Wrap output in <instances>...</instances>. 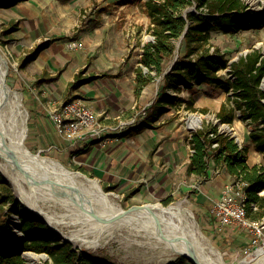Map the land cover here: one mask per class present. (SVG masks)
Here are the masks:
<instances>
[{"label": "rangeland", "instance_id": "obj_1", "mask_svg": "<svg viewBox=\"0 0 264 264\" xmlns=\"http://www.w3.org/2000/svg\"><path fill=\"white\" fill-rule=\"evenodd\" d=\"M243 1L250 8L256 10L264 9V1L262 0L259 1L260 6L258 8L247 0ZM145 2L146 0H20L15 6L0 7V48L9 64L7 82L13 89L23 95L22 101L29 113L27 121L28 135L25 139V143L31 151L49 156L60 161L68 168L81 171L87 176L95 178L90 173L84 171V169L78 165L79 163H76L75 157H72V155H65L62 146L60 147L50 143L47 144L46 142L41 148L38 146V143L35 142L32 131V106L35 104V101L37 106H39L38 103H40L43 114L45 115L46 110L44 109V105L47 107L50 102L57 103L60 101V103H62L75 98V96L68 93L63 96V99L57 100L56 98H47L41 95V91H32L31 86H34L36 81L34 80L35 82L33 83V80H30L28 75L24 72L25 66H22V64L36 46L45 42L48 43L46 46L48 47L53 42L63 44L69 42L70 44L73 43L71 42L72 40L78 39L80 41L84 28L93 21L97 23L104 20L111 22L116 30V43L120 38H125L129 44L133 42L145 43L152 41L153 36L150 31V17ZM185 10L197 9L196 6L192 5ZM14 23H16V27L18 28L12 32H7L8 29H13V27H15L13 26ZM176 43L177 47L180 48L181 40H177ZM211 43L218 46L222 52L226 53L229 63L239 60L242 55H246V53L253 48L260 49L264 57V27L250 28L246 22L245 28L237 32L223 33L221 31H212ZM124 45L127 46L125 43ZM69 46L72 47L71 44ZM116 52L118 55L117 50ZM127 54L128 52L123 50L121 52L122 58L126 59L128 57ZM130 54H132V52ZM169 65L170 63L168 62L166 68L169 69ZM228 69H230V67L221 69L219 73L231 78ZM162 80L163 76L156 77L152 81L153 88L156 90H158V88L160 89ZM262 87L264 88V82L262 83ZM173 92L174 91L170 89V93ZM79 95L80 94L77 96ZM180 96L183 100L181 102V107L170 109L171 111H165L163 109L161 117V121L167 122V124L171 123V125H174V130L178 131L176 139L164 141V146L161 149L160 155L162 156L159 159L162 161V164L168 162V164L171 163L173 166V169L167 171L169 174L167 175L165 188L161 191L154 192V187L149 186L144 196L133 197L135 192H128L124 187L117 186V188L114 187L107 190L103 187L102 182L99 180L98 182L103 190L110 193L111 196L125 208L149 203L169 205L182 201L184 208L192 212L201 231L207 235L211 244L220 251L223 260L228 264H236L239 259L245 257L259 247L263 240L257 243L250 240L249 244L240 245L231 241V243H229L231 245L228 244L231 247H225L224 244H226V242L224 241V244L220 242V237H218L219 232L216 233L214 230L210 232L207 223L214 225L216 222L212 213L213 203L222 195L225 185L231 183L235 184L241 180L235 176L229 175L220 164L214 162L213 158L209 161L208 178L202 180V177L188 175L186 171L187 164L189 163L188 160L192 152L186 145L188 144L190 149H192L188 143V139L196 130L206 125H217L220 132L234 137L241 146L246 145L249 148L247 161L250 165H261L264 164V155L256 150L250 137L251 131L258 126V124L250 120H243L239 109H236L235 118L232 123H221L219 121L216 113L220 105L228 101V96H233L232 91L227 92L213 85L202 84L196 85L193 89H183L180 92ZM190 98L194 99V107L196 110L185 108L187 105L186 101ZM152 103L153 101L148 105L143 104L134 106L131 109L133 114L130 117L117 115L115 119L112 118L113 123H111V125L118 126L120 125V120L127 121L136 115L141 116V111H143L144 108L146 109L144 117H149L153 112L149 111V107ZM203 107L208 108V110H202ZM124 111H120L119 113L116 112L115 115L122 114ZM192 124L195 125L191 126ZM127 127L129 126H120V128ZM78 143H71V145L75 146ZM176 163L178 165L177 167ZM215 168H220L221 172L217 173ZM3 178L5 177L3 176ZM243 188L245 189V185ZM260 194L264 196V189L260 190ZM34 195L35 193L32 194V196ZM15 196L17 202L21 205L20 211L26 208V203L18 199L16 193ZM43 196L45 195L40 193V197H38L37 194V199H35L40 201V206L55 215L61 213L59 209L60 205L47 202ZM254 212L255 210L251 209V214H254ZM30 216L36 217L35 214ZM15 221H20L19 214L11 213L9 216L11 235L8 239L0 240V248L2 244L3 246H15L13 244L19 242L17 238H21L22 234L21 231H19V224H16ZM48 226L52 234H56L60 238L64 237L60 233L54 231L49 224ZM61 229L65 233H69L72 230V228L67 225H63ZM142 234L143 233L138 234L135 231H129V229H121L97 247L78 246L73 244L81 250L95 253L116 264H167L175 261H178L180 264H194L185 256L177 254H173V259L170 260V262L165 261V254L163 253L165 251L162 247H160V245L155 246V244H153L154 242L152 240L150 241L148 235ZM47 258V256L40 257L35 261L26 259L32 264H37L39 262H45Z\"/></svg>", "mask_w": 264, "mask_h": 264}, {"label": "trees", "instance_id": "obj_2", "mask_svg": "<svg viewBox=\"0 0 264 264\" xmlns=\"http://www.w3.org/2000/svg\"><path fill=\"white\" fill-rule=\"evenodd\" d=\"M20 0H0V7L15 6ZM150 16V31L153 40L145 42L141 64L137 68L136 92L163 76L160 92L153 104L149 117L137 123L134 131L140 132L152 128L159 117V108L166 106L181 107L183 89H193L196 85H213L227 92L232 91L228 101L220 105L216 113L221 123H232L235 111L239 109L243 120L257 123L250 133L251 141L257 151L264 155V57L260 49L253 48L239 60L229 63L225 52L211 43L212 31L223 33L237 32L245 28L264 27V9L250 8L243 0H146ZM197 10H185L189 6ZM12 32L17 29L13 24ZM181 40L180 48L177 40ZM47 42L36 46L25 58L22 66L28 65L43 51ZM177 51V53H176ZM170 63L169 69L166 68ZM228 69L231 78L220 74L221 69ZM86 68L81 69L69 83L71 89H77L91 82L95 76L84 75ZM48 74L44 71L41 76ZM57 76L50 77L55 80ZM170 89L174 92L170 93ZM186 109L196 110L194 99L186 101ZM207 111L208 108L203 107ZM193 152L187 164V174L208 178L210 159L229 175L245 182L248 214L253 218L264 215V164L250 165L247 161L249 148L241 146L234 137L220 132L217 125H206L196 130L188 139ZM217 143L213 147L212 144ZM107 190L116 186L107 187ZM133 192H136L135 190ZM259 208L251 214L252 204ZM21 205L16 200L13 188L4 181L0 172V240L11 235L9 216L20 215ZM21 238H17L24 251L46 254L47 260L37 264H116L102 256L77 248L72 242L52 234L48 224L36 216H20ZM14 247L1 245L0 264H32ZM167 264H180L178 261Z\"/></svg>", "mask_w": 264, "mask_h": 264}, {"label": "crops", "instance_id": "obj_3", "mask_svg": "<svg viewBox=\"0 0 264 264\" xmlns=\"http://www.w3.org/2000/svg\"><path fill=\"white\" fill-rule=\"evenodd\" d=\"M114 27L107 20L98 23L93 21L84 28L80 41H71L77 46L73 47V43H70V47L69 42L51 43L24 68L30 80L33 83L36 81L31 86L32 91H41V95L57 100L63 99L68 93L75 97L80 96L91 104L97 119L104 125H111L117 115L130 117L134 106L148 105L153 101L149 107L151 111L160 89H154L150 82L140 92L135 90L137 68L142 65L144 43L129 44L125 38H120L116 43ZM123 50L128 52L126 59L121 56ZM83 68H86L84 75H93L95 79L77 89H71L69 83ZM44 71L48 74L41 76ZM54 76H57L55 80L49 79ZM78 94L80 95L77 96ZM57 103L60 104V101ZM57 103L50 102L47 107L44 105L45 115L40 103V107L36 101L32 106V131L38 146L42 148L46 142L62 146L65 155L75 157L76 163L103 185L124 187L128 192L135 190L133 197L144 196L149 186L154 187V192L165 188L169 174L167 171L173 169V166L168 162L162 164L159 159L162 156L161 149L164 141L176 139L178 131L174 130L171 123L161 121V117L163 109L168 111L172 107L159 108V118L153 122L152 128H145L140 132L134 131V125L109 129L101 139L80 140L73 146L56 129L47 112L49 106ZM120 111L124 112L115 115ZM186 146L190 150L189 145ZM207 227L210 232H219L218 237L221 243L226 242L225 247L230 248L231 241L240 245L249 244L251 240L248 231L240 226L220 228L216 220L214 225L207 223Z\"/></svg>", "mask_w": 264, "mask_h": 264}, {"label": "bare ground", "instance_id": "obj_4", "mask_svg": "<svg viewBox=\"0 0 264 264\" xmlns=\"http://www.w3.org/2000/svg\"><path fill=\"white\" fill-rule=\"evenodd\" d=\"M247 1L260 6V0ZM8 70L7 58L0 48V171L17 198L27 205L19 217L35 214L78 246L97 247L117 231L129 229L148 235L155 246L160 245L165 261L170 262L173 254L189 260L195 254L200 264H228L182 201L125 208L103 190L97 179L31 151L25 143L29 113L23 95L7 82ZM40 193L47 202L60 205L61 213L55 215L40 206V201L35 200ZM63 225L72 230L63 232ZM8 247L11 249V245ZM24 255L30 261L46 257L32 251H25ZM236 264H264V241Z\"/></svg>", "mask_w": 264, "mask_h": 264}, {"label": "built area", "instance_id": "obj_5", "mask_svg": "<svg viewBox=\"0 0 264 264\" xmlns=\"http://www.w3.org/2000/svg\"><path fill=\"white\" fill-rule=\"evenodd\" d=\"M72 46L77 45L73 43ZM47 112L56 129L72 144H76L80 140L101 139L109 129H118L121 125H136L143 119L146 109L141 111V116L136 115L127 121L120 120L118 126L100 123L94 108L82 97H75L60 104L51 105L47 108ZM212 145L215 147L217 143ZM190 150L193 152V149ZM215 170L217 173L221 171L220 168H215ZM244 185L243 181L225 185L222 195L213 203V216L218 221L220 228L231 225L240 226L248 231L252 242L264 241V216L253 218L248 214L247 194L243 188ZM251 206L254 210L259 208L256 203Z\"/></svg>", "mask_w": 264, "mask_h": 264}, {"label": "water", "instance_id": "obj_6", "mask_svg": "<svg viewBox=\"0 0 264 264\" xmlns=\"http://www.w3.org/2000/svg\"><path fill=\"white\" fill-rule=\"evenodd\" d=\"M2 173V172H1ZM4 181L5 182H7L9 185H11L5 178H4ZM12 187V186H11ZM134 206H139V205H133V207ZM38 217V216H37ZM38 219H40V220H42L41 218H39L38 217ZM42 221H44V220H42ZM44 222H46V221H44ZM47 223V222H46ZM48 224V223H47ZM19 231H21V225H19ZM63 240H68V241H70V242H72L70 239H68V238H66V237H63L62 238ZM73 243V242H72ZM22 243L19 241V242H17V244L15 245L16 247H14V252H16V253H20V254H22V256L23 257H25V255H24V250H23V248L20 246ZM20 248V249H19ZM46 255V254H45ZM47 256V255H46ZM191 261L194 263V264H200L198 261H197V259L195 258V254H192V259H191Z\"/></svg>", "mask_w": 264, "mask_h": 264}]
</instances>
